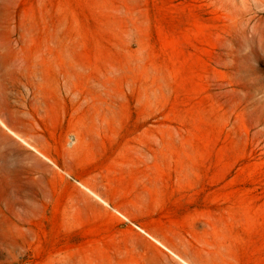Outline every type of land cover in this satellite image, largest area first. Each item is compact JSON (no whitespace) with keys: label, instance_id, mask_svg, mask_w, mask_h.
I'll return each mask as SVG.
<instances>
[{"label":"rangeland","instance_id":"374dc122","mask_svg":"<svg viewBox=\"0 0 264 264\" xmlns=\"http://www.w3.org/2000/svg\"><path fill=\"white\" fill-rule=\"evenodd\" d=\"M0 264H264V0H0Z\"/></svg>","mask_w":264,"mask_h":264}]
</instances>
